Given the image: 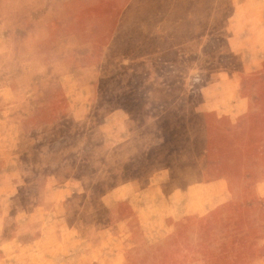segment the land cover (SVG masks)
<instances>
[{
  "label": "rangeland",
  "instance_id": "1",
  "mask_svg": "<svg viewBox=\"0 0 264 264\" xmlns=\"http://www.w3.org/2000/svg\"><path fill=\"white\" fill-rule=\"evenodd\" d=\"M255 28L262 0H0V264H264ZM235 73L249 112L206 119Z\"/></svg>",
  "mask_w": 264,
  "mask_h": 264
},
{
  "label": "crops",
  "instance_id": "2",
  "mask_svg": "<svg viewBox=\"0 0 264 264\" xmlns=\"http://www.w3.org/2000/svg\"><path fill=\"white\" fill-rule=\"evenodd\" d=\"M262 1H264V0H262ZM255 32L258 33V34H261V33L264 34L263 31L261 29H259V28L258 29L255 28ZM258 56H259V58L261 57L260 61L258 62V65L254 64L255 61H253L252 64L254 66H256L257 68H260V67H262L264 65V54H262V55L260 54ZM252 58H254V56ZM220 78H221V80H224L225 83H230V85H232L231 87L234 90H230V91L233 92V99H228L227 96L224 95V93H223L224 91L223 90H221V92H220V94H222V97H220V99L219 98L217 99V96H219V95H217L215 97V100L210 99V97L207 99L206 96H208L207 95L208 93H207V90H205V100L207 99L208 105H209V109H206V111L204 112V114L206 115L205 117H209V118H206V119H208V120L211 119L212 113L219 114L222 117L223 116H230L231 119L237 118V117H240L242 115L247 114L249 112V110H250V106H249V99H248L247 95L241 94L240 83H242V81H243L242 77L238 78L237 74L235 73V74H232V75L228 74L227 81H225L226 80L225 79L226 78L225 75H222V77H220ZM262 80H264V79L261 78V81ZM238 83H239V85H238ZM216 85H217V82L214 83L213 85L209 86L208 89H211L212 86H216ZM230 85H228V86H230ZM223 98H226L225 99L226 105L222 104V99ZM227 100H229V101H227ZM213 103H217V104L219 103V104L217 106L211 108L210 105H212ZM209 123H210V121L208 122V126L210 125ZM225 182H227V181H225ZM225 182L221 183V187L223 189L222 193H225V190L228 188V186H227L228 184L225 183ZM263 186H264V184H263ZM114 195H115L114 191H112V193H108V198H109L107 200L108 203H109V204H107L108 207H109L108 211H112V210L117 208V204L114 202V200H115ZM129 196H130V194H129ZM171 198H173V196ZM173 205H176V204H173ZM173 205L171 206L172 208H173ZM175 207L174 208L178 210V206H175ZM132 208H134V210L138 211L137 212V216L140 215V213H139L140 209L144 210V208H138V207H136L134 205L132 206ZM134 218L135 217H132L128 221H120V222L123 223L124 227L130 228V230L134 226H136L138 223H140L144 227H146L144 221H133V220H135ZM148 225L151 227L150 234H152V237H149V239H152L154 241H158L159 240V239H157V235H158V233H160L162 231L161 228H163V226L167 230L169 235L172 234V236H173L174 233H175V228H174L175 227V221H148ZM157 226H159V228H157ZM117 255H118V253L113 256L114 257L113 258L114 261H115V258H117ZM124 256H125V259H126V254H124Z\"/></svg>",
  "mask_w": 264,
  "mask_h": 264
}]
</instances>
